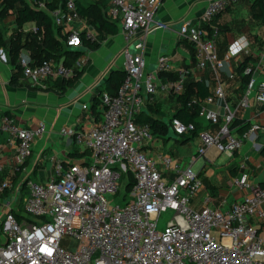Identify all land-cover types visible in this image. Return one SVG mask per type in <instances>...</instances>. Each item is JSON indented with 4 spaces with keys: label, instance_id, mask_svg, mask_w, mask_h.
Returning a JSON list of instances; mask_svg holds the SVG:
<instances>
[{
    "label": "built area",
    "instance_id": "2783aa9c",
    "mask_svg": "<svg viewBox=\"0 0 264 264\" xmlns=\"http://www.w3.org/2000/svg\"><path fill=\"white\" fill-rule=\"evenodd\" d=\"M77 1L63 0L53 9H47L42 1L29 5L45 11L52 25L63 29L78 20ZM106 1V17L119 25L124 77L114 93L99 94L96 121L82 129L64 127L59 131L89 153L87 161L56 162L43 183L27 178L14 187L11 179L0 181V264H264V186L251 182L243 163L233 183L247 195L225 210H193L189 204L202 183L192 169L162 153L150 157L142 149L154 136L148 124L136 122V116L157 93L182 94L185 80L193 71L175 69L166 56L159 57L154 70L149 71L142 53L128 49L138 30H150L162 0ZM239 1L208 0L201 23L184 21L178 26L180 38L192 45L194 69L210 70L216 78L212 95L201 101L198 112L208 124H219L214 134L197 129L193 122L184 123L175 117L169 121L177 136L196 133L198 154L214 146L220 154L231 156L247 136L231 133L234 112L229 110L218 81L225 61L239 55L245 44L242 39L233 42L221 57L219 28L214 23L216 16ZM157 27L166 29L167 25ZM64 34L66 48L82 45L77 32L68 30ZM86 38L92 39L91 34L86 33ZM141 46L137 44L136 48L141 50ZM18 64L22 79L29 84L72 75L63 58L35 63L24 52L19 53ZM255 69L243 70L249 79L239 108L247 106L252 92L264 104V78ZM213 98L224 102L225 115L206 107ZM257 128L254 125L251 131ZM46 129L44 122L24 128L12 116L0 115V134L6 136V144L15 154L14 176ZM160 166L172 172V181L163 179ZM127 175L131 176V186L125 192L122 178ZM110 196L119 204L110 202ZM167 210L172 218L158 229V217Z\"/></svg>",
    "mask_w": 264,
    "mask_h": 264
},
{
    "label": "crops",
    "instance_id": "0c3cea01",
    "mask_svg": "<svg viewBox=\"0 0 264 264\" xmlns=\"http://www.w3.org/2000/svg\"><path fill=\"white\" fill-rule=\"evenodd\" d=\"M39 0H27L29 4ZM54 1L60 6L63 0ZM99 0H78L76 4L87 6ZM208 0H162L155 11L150 30L145 33L138 30L132 38L128 49L137 53L140 51L146 64V69L153 71L159 57L166 56L175 69L190 68L192 73L186 78L190 93L197 81L203 82L211 93L216 85V78L210 70L194 69L190 45L178 35V26L184 21L193 25L201 23V13ZM255 0H241L227 11L215 17V23L220 25L222 33L218 38V52L222 57L228 46L238 40L244 41V48L239 55L225 61L218 72V81L223 89L225 102L230 111L234 112L231 133L242 136L241 147L231 156L220 154L214 146L206 148L203 154H198L200 141L195 135L177 136L173 133L169 120L178 107L175 97L157 93L152 103H146L143 113L151 115L154 120V138L142 146L150 157L162 153L173 158L182 167L189 166L201 180L202 187L190 201V208L199 210L208 207L213 210H225L248 194L233 183L239 173V165L244 164L249 179L256 185L264 186V153L262 138L264 135V104L255 99L254 92L248 96L247 106L239 108V101L246 93V82L237 73L241 62L245 67L257 68L255 73L264 78V24L254 18H259ZM7 28H15L12 18L2 21ZM158 24H166L167 28H158ZM34 24L27 23L23 32L33 30ZM68 30L77 33L85 32L98 42V47L90 49L86 45L69 49L77 54L71 66L72 75L76 76L70 87L55 84L56 79H48L41 84H29L22 78L11 84L13 66L6 54L7 48L0 49V115L12 116L20 127L33 128L39 122L46 125V133L32 145L31 156L24 163L22 170L15 174L14 150L6 144V136L0 134V181L11 179L14 187L22 184L28 177L35 176L39 182H45L52 172L56 162L63 164H81L89 159V153L82 150L72 138L59 133L61 128L82 129L99 118L100 107L98 97L103 91L114 92L115 87L105 86L113 71H123L121 50L123 42L117 33L102 39L86 19L78 18L65 28H60L62 35ZM7 38L12 32H3ZM141 44L142 49L136 48ZM8 46V44H7ZM28 52L21 50L20 53ZM131 52V51H130ZM29 53V52H28ZM60 59V58H59ZM57 59V60H59ZM174 74V71L171 75ZM230 75L233 77L230 78ZM204 100V99H203ZM87 105L88 109H83ZM210 110L217 111L220 116L227 113L224 102L213 98L205 103ZM196 122L200 129L214 134L217 127L208 124L197 116ZM256 125L258 128L251 131ZM159 132H164L158 136ZM172 133V134H171ZM159 170L165 181L170 182L174 175L170 170ZM17 180L14 182V179Z\"/></svg>",
    "mask_w": 264,
    "mask_h": 264
},
{
    "label": "trees",
    "instance_id": "16d2710c",
    "mask_svg": "<svg viewBox=\"0 0 264 264\" xmlns=\"http://www.w3.org/2000/svg\"><path fill=\"white\" fill-rule=\"evenodd\" d=\"M39 1L44 2L47 9L56 8L54 1ZM106 6V0H99L87 6L78 5V3L76 4L79 17L86 19L89 24L94 27L101 39L105 36L114 35L117 33L118 24L115 20L106 17ZM253 6L257 7L259 12V15H257L259 18L254 19H257L262 24H264V0H255L253 2ZM10 15H13L12 23L14 24L15 28L13 32L6 38L1 29V23L6 17ZM27 23H33L35 28L33 30L23 32V26ZM217 26L219 28L220 36L223 30L220 28V25ZM59 29V27H54L52 25L51 18L46 14L45 11L32 8L27 0H0V49L4 50L5 47H8L6 54L9 58V62L13 66V73L10 79L11 84H16L22 78L21 68L18 64V56L21 50H27L31 59H33L35 63H40L44 60L57 61V59L63 58L65 65L68 67L73 65L77 58V54L72 53L69 48L65 47V34L62 35ZM78 35L81 38L82 45H86L90 49H95L98 47V42L96 40L86 38L85 32H80ZM6 40H8V43H6ZM188 44L190 45V52L193 57L192 45L190 43ZM245 64L246 62H241L236 70L237 73L241 75L242 81L247 83L249 75L243 74ZM123 77V71H113L110 74L108 81L105 83V86L108 87L111 85L112 87L117 88ZM75 79L76 76H74L73 79L57 78L55 84H64L65 86L70 87ZM194 85L195 88L193 92L190 93V90H188L189 87L187 86L185 80L183 93L180 95H170L175 97L176 101L178 102V107L173 112L171 118H178L184 123L193 122L196 125V128L200 129L199 124L196 122L199 107L201 101L210 96L211 93L208 91L206 85L201 81H197ZM108 93L112 94L111 92ZM136 122L148 124L151 133L154 136V132L152 131V128L154 127V120L151 115L141 111L136 116ZM235 122L236 121L232 122L233 124H231L234 125ZM215 126L219 127V124ZM162 133L164 132H159L158 136H161ZM192 135L196 136V133H192ZM262 152L264 153V147ZM16 180L17 177L14 179V182ZM122 181L124 182L123 191L127 192L131 186V176H123Z\"/></svg>",
    "mask_w": 264,
    "mask_h": 264
},
{
    "label": "rangeland",
    "instance_id": "374dc122",
    "mask_svg": "<svg viewBox=\"0 0 264 264\" xmlns=\"http://www.w3.org/2000/svg\"><path fill=\"white\" fill-rule=\"evenodd\" d=\"M6 18H13V15H10ZM1 29L3 32H6V33H10V32H13L14 28H7V25H5L3 22L1 23ZM131 53H133V51L130 49ZM172 134V133H171ZM194 168H192L193 170ZM29 180L31 182H34V183H38L39 181L35 178V176H30L28 177ZM108 200L110 202H114L113 204H119L118 200L112 196L108 197ZM172 218V212L167 210L165 212H162L159 217H158V220H157V227L158 229H162L164 228V226L166 225V223ZM65 242H63L64 244Z\"/></svg>",
    "mask_w": 264,
    "mask_h": 264
},
{
    "label": "water",
    "instance_id": "95a60500",
    "mask_svg": "<svg viewBox=\"0 0 264 264\" xmlns=\"http://www.w3.org/2000/svg\"><path fill=\"white\" fill-rule=\"evenodd\" d=\"M6 43H8V40H6Z\"/></svg>",
    "mask_w": 264,
    "mask_h": 264
}]
</instances>
